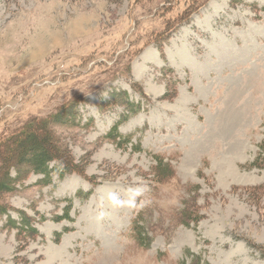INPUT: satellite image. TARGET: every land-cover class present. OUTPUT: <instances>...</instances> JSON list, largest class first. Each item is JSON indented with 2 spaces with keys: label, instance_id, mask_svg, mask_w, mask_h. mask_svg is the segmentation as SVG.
Here are the masks:
<instances>
[{
  "label": "rangeland",
  "instance_id": "1",
  "mask_svg": "<svg viewBox=\"0 0 264 264\" xmlns=\"http://www.w3.org/2000/svg\"><path fill=\"white\" fill-rule=\"evenodd\" d=\"M70 103L75 171L10 169L0 264H264V0H0V143Z\"/></svg>",
  "mask_w": 264,
  "mask_h": 264
},
{
  "label": "trees",
  "instance_id": "2",
  "mask_svg": "<svg viewBox=\"0 0 264 264\" xmlns=\"http://www.w3.org/2000/svg\"><path fill=\"white\" fill-rule=\"evenodd\" d=\"M62 110L58 114L51 115L48 119L44 121H38V119H33L28 124H26L18 134L10 135L3 143H0V193L12 190V178H10V169L15 167L19 169L22 165H26V169L29 172H34L37 174H42L46 181H51L52 173L56 172L59 176L75 171V167L68 165L69 157L62 155L60 149H58L50 139L49 123L54 124L60 122L58 117H62L63 113H68V116L75 111V108L71 106L61 107ZM70 110V111H69ZM64 119V117L62 118ZM72 116H69V121L72 122ZM72 124V123H71ZM50 129V128H49ZM29 131L28 135H26ZM111 134L120 135L117 130V126L113 128ZM128 141L131 140L130 136L126 137ZM264 145V144H263ZM140 150V148H137ZM30 154V155H29ZM29 161V162H28ZM157 173H163L165 169H168V164L160 158L156 159ZM259 161V156L255 159L253 164H257ZM52 162L56 163V166L50 167ZM19 174V173H18ZM168 175V174H167ZM65 217H69L65 214ZM10 217V216H9ZM15 223V220H10ZM134 230L136 232V237L138 243L149 247L151 241L146 239L143 230L140 228L137 221H134ZM20 225L30 226L33 232H37L35 227H33L30 220L25 219L23 216L21 218Z\"/></svg>",
  "mask_w": 264,
  "mask_h": 264
},
{
  "label": "clouds",
  "instance_id": "3",
  "mask_svg": "<svg viewBox=\"0 0 264 264\" xmlns=\"http://www.w3.org/2000/svg\"><path fill=\"white\" fill-rule=\"evenodd\" d=\"M108 199L114 207H120L124 203L115 193H110Z\"/></svg>",
  "mask_w": 264,
  "mask_h": 264
},
{
  "label": "bare ground",
  "instance_id": "4",
  "mask_svg": "<svg viewBox=\"0 0 264 264\" xmlns=\"http://www.w3.org/2000/svg\"><path fill=\"white\" fill-rule=\"evenodd\" d=\"M234 52V51H233Z\"/></svg>",
  "mask_w": 264,
  "mask_h": 264
}]
</instances>
